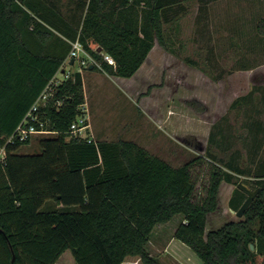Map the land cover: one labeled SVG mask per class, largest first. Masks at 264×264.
Segmentation results:
<instances>
[{
    "label": "trees",
    "instance_id": "obj_1",
    "mask_svg": "<svg viewBox=\"0 0 264 264\" xmlns=\"http://www.w3.org/2000/svg\"><path fill=\"white\" fill-rule=\"evenodd\" d=\"M181 1L0 0V143L62 68L72 40L101 61L93 68L130 77L156 41L173 50L164 10ZM99 47L116 63L103 60ZM84 103L83 74L75 70L39 107L43 124H35L50 130L39 136V149L19 151L32 137L8 143L0 159V264H54L67 249L78 264H122L129 257L163 264L147 243L156 224L179 213L184 220L175 236L203 263L264 264V162L244 217L207 230L222 182L239 183L230 171L212 163L206 193L197 199L192 168L202 156L175 165L133 139L74 133L71 123ZM246 197L237 185L229 205L239 209ZM48 199L77 206L42 209Z\"/></svg>",
    "mask_w": 264,
    "mask_h": 264
},
{
    "label": "rangeland",
    "instance_id": "obj_2",
    "mask_svg": "<svg viewBox=\"0 0 264 264\" xmlns=\"http://www.w3.org/2000/svg\"><path fill=\"white\" fill-rule=\"evenodd\" d=\"M262 22L264 0H186L166 8L164 23L173 50L156 41L130 77L98 68L96 85L85 87L83 105L89 109L92 130L82 132L99 139H133L175 165L202 156V163L192 168L197 199L206 193L214 162L236 181L254 187L264 162ZM66 66L71 71L78 68ZM196 100L203 109L197 108ZM42 134L33 135L19 151L39 149ZM236 187L235 182H222L219 207L209 213L207 230L244 217L229 205ZM76 206L48 199L42 209ZM178 219L176 214L170 224ZM169 252L179 264H203L179 238L170 243ZM166 255L163 264H175ZM54 264L78 263L67 249ZM122 264L143 263L129 257Z\"/></svg>",
    "mask_w": 264,
    "mask_h": 264
},
{
    "label": "built area",
    "instance_id": "obj_3",
    "mask_svg": "<svg viewBox=\"0 0 264 264\" xmlns=\"http://www.w3.org/2000/svg\"><path fill=\"white\" fill-rule=\"evenodd\" d=\"M72 47L68 54V57L63 63L62 68L56 73V75L52 78V80L48 83V85L44 88V90L40 93L36 101L30 107L28 112L26 113L23 120L17 125L12 134L8 137L7 141L4 143H0V159H4L7 154V145L8 143L15 142L16 140H25L29 137H32L35 134L40 133H48L50 130L45 128H39L36 126L35 121H40L43 124V121L40 120L39 117V107L41 104H44L48 101L49 97L53 94L54 85L59 83L62 79L69 77L72 72L67 68L68 65L78 64L77 70L83 72L84 69L88 68L91 64H96L99 67H102L101 61L97 59L91 52H89L85 47L82 41L77 38L72 40ZM103 60H106L108 63L115 64V58L107 52L102 51ZM71 59H74L71 62ZM84 105V104H83ZM84 109V113L78 115V117L71 123V131L72 132H82L87 131L89 129L92 130V123L90 120V115L87 112L89 109L87 107ZM93 136V135H92ZM94 137V136H93Z\"/></svg>",
    "mask_w": 264,
    "mask_h": 264
},
{
    "label": "crops",
    "instance_id": "obj_4",
    "mask_svg": "<svg viewBox=\"0 0 264 264\" xmlns=\"http://www.w3.org/2000/svg\"><path fill=\"white\" fill-rule=\"evenodd\" d=\"M64 1V0H62ZM97 71V68H93V67H88L86 68L82 74H83V80H84V88L86 87V85H88L89 83H95L96 85V81H95V73ZM106 71V70H105ZM95 75V76H94ZM117 77L120 78H124V76H119V75H115ZM86 93V91H85ZM87 96V95H86ZM87 98V97H86ZM179 215V219L177 220V222L175 224H170L172 218L175 216H173L170 220L166 221V222H161L156 224V226L154 227V229L151 232L150 238L148 240L147 243V247L149 248V250L151 251L152 254L156 255L159 257V259L161 260V262L163 263V259L162 257L165 256V254H167L170 257H166L168 260H170L173 263H177L179 264V261L176 259L175 255L171 254L169 252V246L170 243L175 240L177 237L175 236V231L176 228L178 227V225L184 220L183 215L182 214H177ZM167 233V234H166ZM168 234L170 235V237L168 236ZM169 237V238H168ZM163 238L165 239L164 241ZM182 241V240H181ZM183 242V241H182ZM185 243V242H183ZM149 245H151V247L154 248V250L159 249L158 252L152 251V248L149 247ZM174 251H172L173 253ZM159 253V254H158ZM176 253V252H174ZM166 255V256H167ZM127 260L124 261V263Z\"/></svg>",
    "mask_w": 264,
    "mask_h": 264
},
{
    "label": "water",
    "instance_id": "obj_5",
    "mask_svg": "<svg viewBox=\"0 0 264 264\" xmlns=\"http://www.w3.org/2000/svg\"><path fill=\"white\" fill-rule=\"evenodd\" d=\"M99 50L102 51V47H99ZM73 61L74 59H71V62ZM93 66H94L93 64L90 65V67H93ZM237 185L240 189H242L243 191L247 193L246 199L244 200L240 208L237 210V214L239 216H243L246 209L248 208V206L250 205L254 197L259 192V187L253 189L250 185H248L246 182H243V181H240ZM251 247L254 248L253 243H251ZM203 264H206V263H203Z\"/></svg>",
    "mask_w": 264,
    "mask_h": 264
}]
</instances>
